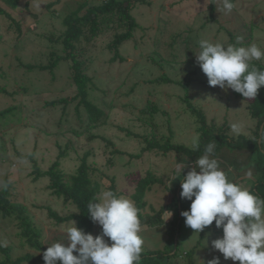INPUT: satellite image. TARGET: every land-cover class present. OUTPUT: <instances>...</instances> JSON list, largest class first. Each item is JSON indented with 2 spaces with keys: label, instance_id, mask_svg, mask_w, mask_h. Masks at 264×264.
<instances>
[{
  "label": "rangeland",
  "instance_id": "374dc122",
  "mask_svg": "<svg viewBox=\"0 0 264 264\" xmlns=\"http://www.w3.org/2000/svg\"><path fill=\"white\" fill-rule=\"evenodd\" d=\"M104 1L20 0L12 8L0 0V7L20 27L18 32L0 14V112L12 108L0 113V183H8L12 202L26 206L33 225L40 230L45 249L57 241L68 245L62 225L72 221L56 222L48 216L46 207L60 215L77 210L72 203L51 193L46 176L33 179V162L23 155L32 154L39 169L46 170L57 159L59 149H63L65 155L59 162L67 177L85 160L94 169L92 177L99 182L100 192L108 190L112 180L119 195L132 201L134 182L147 171L153 172L164 183L153 184L145 193V215L170 201L172 193L168 188L173 182L169 177L177 163L187 165L186 173L195 166L197 159L192 160L191 166L187 164L189 159L173 151H142V137L165 139L169 133L172 142L192 147L193 138L199 137L198 123L186 98L204 112L209 124H225L229 137L254 136L256 120L246 108V98L231 88L209 86L195 53L201 39L234 44L237 36L243 38L245 46L255 43L264 48V0H234L230 13L223 10L222 0H214V20L209 18L210 0L133 1L131 14L138 26L133 37L119 46L123 60L110 59L112 52L107 45L116 30L75 43V55L84 62L91 78L88 97L105 112L102 121L90 125L85 108L76 109L77 100L66 106H46V101L75 94L71 62L60 59L52 72L28 70L22 65H45L55 56L64 55L59 39L65 29L63 18L81 5L84 9ZM259 61L264 64V59ZM151 105L157 107L153 113L148 112ZM232 123L242 126L239 134L231 130ZM215 154L230 179L264 198V144L259 152L225 145ZM248 169L253 172L251 181L245 176ZM240 175L244 176L241 181L237 179ZM186 202L183 205L188 210L191 201ZM163 218L158 224L161 227L141 225V254L164 250L170 258L159 264H207L214 257H219V264H239L224 259L212 247L211 241L223 235L222 227L217 228L215 221L195 233L182 216L172 243L167 233L171 213L165 212ZM101 232L102 226L95 223L91 234L95 237ZM105 240L111 243L109 238ZM0 244L11 247L12 258L35 251L20 237L14 216H0ZM141 261L137 264H146Z\"/></svg>",
  "mask_w": 264,
  "mask_h": 264
},
{
  "label": "clouds",
  "instance_id": "9594fccd",
  "mask_svg": "<svg viewBox=\"0 0 264 264\" xmlns=\"http://www.w3.org/2000/svg\"><path fill=\"white\" fill-rule=\"evenodd\" d=\"M234 0H222V8L230 13ZM198 41L196 63L207 76L209 86L231 88L245 98H255L264 86V68L253 61L264 59V48L252 43ZM231 130L239 134L241 125L231 124ZM260 142L264 144V132ZM198 136L192 140V150L199 149ZM215 142L208 143L181 181L180 196L191 201L190 208L181 212L185 225L200 233L213 224L223 230L222 237L211 241L212 247L239 264H264V198L252 193L238 181L228 177L215 154ZM187 165L177 163L171 180L177 179ZM248 180L253 172H245ZM7 183H0V190ZM87 212L94 223L102 226L95 237L76 226L75 221L62 225L67 234L68 245L62 241L48 244L43 252L44 264H137L143 250L144 240L138 209L134 202L112 190H102L87 204ZM109 238L110 242L105 240ZM74 252L77 253L74 255ZM207 264H219L214 257Z\"/></svg>",
  "mask_w": 264,
  "mask_h": 264
},
{
  "label": "trees",
  "instance_id": "16d2710c",
  "mask_svg": "<svg viewBox=\"0 0 264 264\" xmlns=\"http://www.w3.org/2000/svg\"><path fill=\"white\" fill-rule=\"evenodd\" d=\"M1 1L8 6L15 8L20 0ZM133 1L137 2L138 0H105L99 4H90L84 9L83 5H81L63 18V25L65 26V29L59 39L65 54L62 56H55L48 64L45 65H22L28 70L38 68L41 70H50L52 72L60 59L69 60L71 62L70 68L72 71V80L74 86L76 87L75 94L72 97H62L46 101V106L59 103L66 106L68 103L77 100L75 106L76 109H78L79 106H83L85 108L90 125H97L102 121L105 112L94 104L88 97L87 89L91 83V78L86 74L84 62L79 60L75 55V43L81 40L89 41L108 30H116L107 45L108 49L112 52L110 59L112 61L117 59L123 60V56L119 53V46L133 37V31L138 26L135 18L131 14V9L135 5ZM139 1L145 2L144 0ZM208 9L209 18L214 20V0H210ZM0 14L4 15L11 23H13L16 26L17 31L20 32L18 22H16L15 19L1 7ZM253 63L258 67L264 68V64L260 61H253ZM162 79L167 78L162 77ZM186 101L191 112L196 115V121L198 123L197 131L200 139L199 149L194 152L192 147L190 148L183 144L172 142V133H169L165 139L142 137L143 142L145 143L142 151L154 150L162 154L173 151L182 154L184 157L192 161L198 159L199 155L203 154L204 147L208 143L215 142V153L219 150V148L225 145L234 149L245 148L251 151L254 150L259 152L260 147L258 145L257 138L259 136V125L264 119V86L260 87L255 98H246V108L251 117L256 120L254 136L251 138L239 136L238 138L233 139L229 137L226 134L228 127L225 124L220 126H217L214 123L209 124L204 112L200 108H196L187 98ZM11 109L12 108H7L0 113L5 114L6 112L11 111ZM156 110L157 107L151 105L148 112L153 113ZM107 143L110 142L107 141ZM63 155H65V151L63 149H59L57 159L54 160L46 170L39 169L32 154L23 156H26L33 162V170L31 171L33 179L36 180L39 177L46 176L48 178L47 186L51 193L62 198L66 202L72 203L77 210L76 212L67 215H60L50 207H46L48 216L58 223L74 220L78 228L91 233L95 223L91 220L90 214L87 212V204L99 194L100 184L92 177L94 169L91 168L85 160H82L77 165L75 171L67 177L60 168L59 158ZM185 175L186 171L184 169L181 176L173 182L172 187L168 188V190L172 193L168 204L162 206L158 210H154L152 208L153 214L144 215L142 213V210L146 206L144 196L145 193L151 189L153 184L164 183L160 177L156 176L153 172L147 171L144 176L139 177L134 182V192L131 194L133 202L138 209L141 225L153 226L161 224L164 219V213L167 211L171 213L172 218L170 224L168 225L167 233L169 234V239L172 243L180 227L182 220L181 212L187 210L184 208L185 205H183V203L186 202V199H182L180 196V192L182 190L181 181ZM108 190L114 191L117 195L120 194V191L115 188L112 180H110ZM0 216H14L17 222L20 237L23 238L24 243L29 248L35 250L33 252H26L16 258H12L10 255L11 247L0 244V252L3 254L2 259H0V264H44L43 252L46 249L40 237V230L33 225V222L30 219L31 216L28 214L26 206L20 202L14 203L10 200L8 187L0 190ZM169 248L170 249L168 251H171L172 247ZM175 253L176 251L173 252V256ZM167 257L170 258L169 254L164 252V250H147L145 254L140 255V259L148 264H159L160 260ZM58 264H60L59 261Z\"/></svg>",
  "mask_w": 264,
  "mask_h": 264
},
{
  "label": "crops",
  "instance_id": "0c3cea01",
  "mask_svg": "<svg viewBox=\"0 0 264 264\" xmlns=\"http://www.w3.org/2000/svg\"><path fill=\"white\" fill-rule=\"evenodd\" d=\"M248 150V149H247ZM188 163L187 164H189V165H194V162L193 161H191V160H188L187 161ZM179 178V176L177 177V179ZM177 179H175V180H177ZM237 179H239V181H241V180H243L244 179V176L243 175H240V176H238V178ZM175 180H172V182H174ZM189 204V203H188ZM186 205H187V202H186ZM147 228L146 229H148V226H146ZM153 227V226H152ZM156 227H161V226H159L158 224L157 225H155L154 226V228H156ZM148 230H151V229H148ZM142 262H144V261H141V263ZM143 264V263H142ZM146 264H148V263H146Z\"/></svg>",
  "mask_w": 264,
  "mask_h": 264
},
{
  "label": "flooded vegetation",
  "instance_id": "af4514ba",
  "mask_svg": "<svg viewBox=\"0 0 264 264\" xmlns=\"http://www.w3.org/2000/svg\"><path fill=\"white\" fill-rule=\"evenodd\" d=\"M261 126H263V127H262V132H264V119H263V121L261 122V124L259 125V129H258V134H259L258 138H260V139H261V133H262V132L260 133V127H261ZM258 138H257V142H258ZM258 145H259V147H261V142H260V141L258 142Z\"/></svg>",
  "mask_w": 264,
  "mask_h": 264
},
{
  "label": "water",
  "instance_id": "95a60500",
  "mask_svg": "<svg viewBox=\"0 0 264 264\" xmlns=\"http://www.w3.org/2000/svg\"><path fill=\"white\" fill-rule=\"evenodd\" d=\"M262 127H263V126L260 127V133L262 132ZM259 141H260V138H258V142H259ZM178 207H179V204H178Z\"/></svg>",
  "mask_w": 264,
  "mask_h": 264
}]
</instances>
